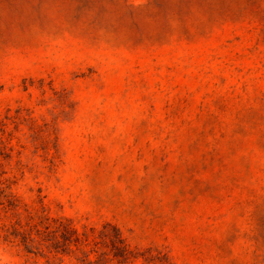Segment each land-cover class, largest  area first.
<instances>
[{"label": "rangeland", "instance_id": "obj_1", "mask_svg": "<svg viewBox=\"0 0 264 264\" xmlns=\"http://www.w3.org/2000/svg\"><path fill=\"white\" fill-rule=\"evenodd\" d=\"M0 264H264V0H0Z\"/></svg>", "mask_w": 264, "mask_h": 264}]
</instances>
